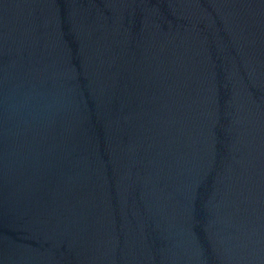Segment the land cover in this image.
<instances>
[{
	"label": "water",
	"instance_id": "water-1",
	"mask_svg": "<svg viewBox=\"0 0 264 264\" xmlns=\"http://www.w3.org/2000/svg\"><path fill=\"white\" fill-rule=\"evenodd\" d=\"M0 264H264V0H0Z\"/></svg>",
	"mask_w": 264,
	"mask_h": 264
}]
</instances>
